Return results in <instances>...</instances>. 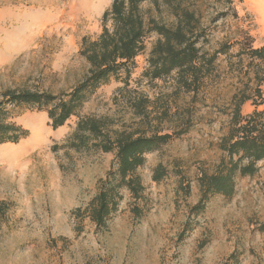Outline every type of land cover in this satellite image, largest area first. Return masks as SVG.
<instances>
[{
  "label": "rangeland",
  "instance_id": "rangeland-1",
  "mask_svg": "<svg viewBox=\"0 0 264 264\" xmlns=\"http://www.w3.org/2000/svg\"><path fill=\"white\" fill-rule=\"evenodd\" d=\"M112 1L0 0V92L27 86L57 93L73 87L87 68L78 55L82 38L101 33L102 15ZM186 2L201 19L205 49H223L218 72L195 97L176 92L174 76L153 83L133 80L125 96L139 92L157 99L159 110L150 108L153 126L156 114L168 107L162 126L192 127L191 132L147 155L138 169L141 196L123 190L118 211L98 230L84 210L114 153L54 151L78 117L56 130L45 111L19 114L15 120L30 134L0 155V264H264V162L256 175L236 178L232 197L213 195L204 208L192 210L201 198L199 174L213 172L222 158L212 145L229 126L233 96L257 83L264 90V59L246 54L251 45L264 47V0ZM143 7L161 22L174 20L162 1L158 7L148 0ZM157 37L147 39L133 79L147 67ZM60 53L66 61L55 70ZM114 88L100 90L81 114L107 116L114 128L148 129L121 94L116 102ZM159 165L166 174L154 181Z\"/></svg>",
  "mask_w": 264,
  "mask_h": 264
},
{
  "label": "trees",
  "instance_id": "trees-1",
  "mask_svg": "<svg viewBox=\"0 0 264 264\" xmlns=\"http://www.w3.org/2000/svg\"><path fill=\"white\" fill-rule=\"evenodd\" d=\"M146 1H112L102 15L101 33L96 38H82L78 55L85 60L87 68L69 90L55 93L24 86L8 87L0 92V144H16L27 138L29 130L15 118L26 110H38L47 112L53 129L65 125L73 116L78 117L65 142L52 147L54 151L65 148L77 153H114L111 168L99 181L96 195L84 210L98 230L107 227L118 211L123 190H129L134 198L141 196L144 187L138 169L145 165L147 155L160 151L185 131V128L167 130L162 126L168 107L156 112L153 119L157 123L153 126L150 114L153 109L159 110L157 99L139 92L125 96L132 81L140 83L146 78L153 83L174 76L176 92L182 90L195 97L203 82L218 72V54L223 51L219 48L210 53L205 49L201 19L187 0H150L158 7L160 1L168 7L174 17L169 24L144 9ZM152 34L158 37L149 52L148 65L141 77L133 79L136 58L146 51V41ZM251 46L246 53L249 58L264 59V47ZM259 76L258 72L254 74L255 79H260ZM114 79L123 83L115 91L116 102L121 94L134 114L147 121L148 129L114 128L107 116L81 114L96 91ZM261 86L260 83L247 85L233 96L228 132L219 142L222 158L213 172L203 170L198 177L201 198L192 210L204 208L213 195L232 197L238 176H254L260 170V163L264 162V110L258 108L264 102ZM250 99L256 109L243 115L242 105ZM165 174L166 169L159 165L154 169L153 180L160 181ZM76 212L79 215L81 210Z\"/></svg>",
  "mask_w": 264,
  "mask_h": 264
},
{
  "label": "crops",
  "instance_id": "crops-1",
  "mask_svg": "<svg viewBox=\"0 0 264 264\" xmlns=\"http://www.w3.org/2000/svg\"><path fill=\"white\" fill-rule=\"evenodd\" d=\"M15 6V5H14ZM140 55H142V54H140ZM139 57V56H138ZM137 57V58H138ZM137 58H136V62H137ZM64 61H66V57L64 56V53H60V54H57L56 55V59L54 60V63H53V67H54V69L55 70H60V69H62L63 68V66H64ZM123 85V83L122 82H120V81H118V80H112L110 83H108V84H105V85H102L97 91H96V93L92 96V98L100 91V90H102L103 88H109V87H114L115 86V88H114V92L116 91V89L119 87V86H122ZM91 98V99H92ZM90 99V100H91ZM89 100V101H90ZM89 101H87L86 103H85V105L89 102ZM264 103V102H263ZM262 103V104H263ZM85 105H84V107H85ZM261 105V104H260ZM260 105H259V109H260ZM83 107V108H84ZM256 109V105H254L253 104V101L250 99V100H247L246 102H244V104L242 105V113H243V115H247V114H250V113H252L254 110ZM264 110V109H263ZM227 115L229 116V112H227ZM31 118H35V117H32L31 116ZM229 119H230V116H229ZM28 121H29V119H28ZM29 124H31V125H33V123L32 122H30L29 121ZM65 125H63V126H60L59 128H57L56 130H60L61 128H63ZM191 128L192 127H188V128H185V131L184 132H182L179 136H176L174 139H172L171 141H170V143H172L175 139H177V138H179V137H181V136H183L184 134H187V133H189V132H191ZM228 128H229V126L228 127H226V128H221L220 129V133H219V137H218V140H217V142H215V143H213V145H212V148L215 150V151H219L220 153H223V151L219 148V142H220V140H221V138L228 132ZM169 143V144H170ZM168 145V144H167ZM166 145V146H167ZM100 153H109V152H100ZM262 165H263V162H261L260 163V170H261V167H262ZM259 170V171H260ZM201 175V173L199 174V176ZM198 176V177H199Z\"/></svg>",
  "mask_w": 264,
  "mask_h": 264
},
{
  "label": "bare ground",
  "instance_id": "bare-ground-1",
  "mask_svg": "<svg viewBox=\"0 0 264 264\" xmlns=\"http://www.w3.org/2000/svg\"><path fill=\"white\" fill-rule=\"evenodd\" d=\"M30 122H34V119L32 118ZM15 144L13 143H6V144H3L2 146H0V155H6V154H9V151H10V146H14ZM27 145L24 144V145H21L19 146L18 148H25Z\"/></svg>",
  "mask_w": 264,
  "mask_h": 264
}]
</instances>
